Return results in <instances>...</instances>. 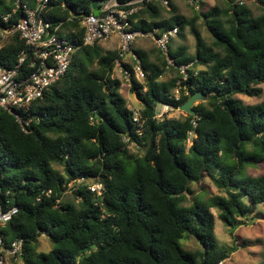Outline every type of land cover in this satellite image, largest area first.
<instances>
[{
    "label": "trees",
    "instance_id": "trees-1",
    "mask_svg": "<svg viewBox=\"0 0 264 264\" xmlns=\"http://www.w3.org/2000/svg\"><path fill=\"white\" fill-rule=\"evenodd\" d=\"M15 1L0 0V29L15 24L23 5L33 7L36 0H19V7ZM99 1L106 0H49L41 15L59 25L58 36L75 42L71 62L20 112L26 131L0 107V206L18 209L0 227L3 241L23 239V264H220L235 246L219 244L211 209L232 233L264 207V173H246L264 165V97L254 104L237 97L262 93L264 0H255L263 9L257 16L231 0L204 12L203 0H191L198 10L190 18L170 0L169 10L161 0L144 1L129 17L133 30L159 36L188 27L195 51L168 49L172 66L159 48L154 60L133 49L145 72L141 82L118 50L82 44L80 19ZM21 52L19 76L28 75L29 49L18 33L0 47V68L15 67ZM116 60L130 73L137 119L113 76ZM187 64L184 77L178 67ZM167 69L176 75L163 80ZM195 92L205 98L192 106L194 115L156 117L159 105L176 110ZM202 175L222 194L195 193L192 184ZM95 183L102 185L100 194L88 188ZM42 235L51 243L47 252L37 250ZM190 237L198 248L181 244Z\"/></svg>",
    "mask_w": 264,
    "mask_h": 264
},
{
    "label": "built area",
    "instance_id": "built-area-1",
    "mask_svg": "<svg viewBox=\"0 0 264 264\" xmlns=\"http://www.w3.org/2000/svg\"><path fill=\"white\" fill-rule=\"evenodd\" d=\"M148 0H128L120 3L117 0H106L96 2L99 14L90 13L80 19V26L83 29L82 44L93 45L96 42H103L115 35L119 38L118 53L122 57L127 52L133 54L136 63L132 65L134 78L141 82L145 77V72L140 61L131 49V43L137 36H150L157 48L166 56L167 64L175 66L168 56V42L178 33V27L174 26L159 36L153 32H143L133 30L129 22V17ZM163 5L168 6V0H161ZM246 0H231V3L242 5ZM49 0H36L33 7L24 6V15L9 28L0 29V41L6 40L13 33L24 41L29 49L30 67L32 70L24 77L19 76L20 64L26 57L25 52L19 55L18 63L13 68H0V107L12 114L26 131L21 111H26L31 102L42 96L43 92L53 83L58 81L66 72L76 44L71 39L57 35L59 25L52 26L42 15V11L47 7ZM193 5V2L189 0ZM16 7L20 6L19 0L15 1ZM198 8V6H194ZM15 10L13 9L12 12ZM8 15L2 16L6 21ZM116 67L124 68L119 60L115 61ZM190 64L180 65L179 72L186 77L185 69ZM124 76L130 81V73L124 69ZM174 110L168 104L160 105L157 109L156 117L160 118L166 111ZM137 110H134V119H137ZM194 123V121H193ZM88 188L100 194L102 185L95 183ZM49 192V191H48ZM59 202V200H57ZM18 211L16 206H11L4 210L0 206V227L8 222ZM23 239L16 238L9 244H5L0 234V264H7L8 259L18 261L22 254Z\"/></svg>",
    "mask_w": 264,
    "mask_h": 264
},
{
    "label": "rangeland",
    "instance_id": "rangeland-1",
    "mask_svg": "<svg viewBox=\"0 0 264 264\" xmlns=\"http://www.w3.org/2000/svg\"><path fill=\"white\" fill-rule=\"evenodd\" d=\"M171 3L176 7L178 13L184 15L187 18L192 17L195 13L194 5H191L187 0H170ZM161 6L165 10H169V6L163 5L160 1ZM219 5L220 7L225 6L224 0H203V5L200 7V11L204 12L213 5ZM250 10L252 16H257L263 12L262 7L255 0H246L244 3ZM166 11H162V16H166ZM197 27L201 32L202 37L206 43L210 44L212 39L209 32L206 30L201 19L197 21ZM5 43V40L0 41V47ZM119 43L118 36H111L108 40L101 42L100 44L105 50H117ZM170 50H174L176 47H185L187 54H194L195 51V41L188 27H184L179 34L172 37L168 42ZM131 49L142 50L148 53L149 57L154 60L157 57V46L153 39L148 36H137L131 43ZM122 62L133 65L136 63V59L133 58V54L127 52L122 56ZM197 68H201L197 66ZM176 75V72L170 69L162 75L161 79L167 80ZM113 76L121 80L120 92L125 98L127 105L132 110H137L140 108V104L136 99L134 93L130 90V81L124 76V68L115 67ZM262 89L261 95L258 96H245L237 95L238 98L243 100L247 104H254L261 101L264 97V83L259 85ZM201 102L196 101L194 104ZM160 108V105L157 109ZM168 117H181L185 114L183 111L176 109L166 111ZM130 151L132 153H140V151L135 147L131 146ZM246 173L249 175H260L264 173V165L260 167H248ZM192 188L195 193L204 194L207 198L211 195L222 194V192L212 183L208 176L202 175L201 180L197 183L192 184ZM215 217V236L220 245L230 248L235 246L234 251L229 255V257L223 260L220 264H264V207L258 206L253 215L249 216V219L244 220V223L236 227L230 232L231 229L225 226L222 221L217 216V210L211 209ZM181 244L189 250H194L199 247L198 243L192 238L181 239ZM51 249V243L45 235L39 238V243L37 245L38 251L47 252ZM17 262L23 264L21 259L14 261L12 259L7 260V264H13Z\"/></svg>",
    "mask_w": 264,
    "mask_h": 264
},
{
    "label": "water",
    "instance_id": "water-1",
    "mask_svg": "<svg viewBox=\"0 0 264 264\" xmlns=\"http://www.w3.org/2000/svg\"><path fill=\"white\" fill-rule=\"evenodd\" d=\"M91 8H92L93 14H95V15L99 14V8H98L96 3H93ZM204 98H205V94L204 93L195 92L191 96H189L188 99L178 107V109L183 111L185 114L194 115L195 112L192 109V106L194 105V102L203 101ZM192 233L194 234V231H192Z\"/></svg>",
    "mask_w": 264,
    "mask_h": 264
},
{
    "label": "crops",
    "instance_id": "crops-1",
    "mask_svg": "<svg viewBox=\"0 0 264 264\" xmlns=\"http://www.w3.org/2000/svg\"><path fill=\"white\" fill-rule=\"evenodd\" d=\"M144 52H145V50H144Z\"/></svg>",
    "mask_w": 264,
    "mask_h": 264
}]
</instances>
